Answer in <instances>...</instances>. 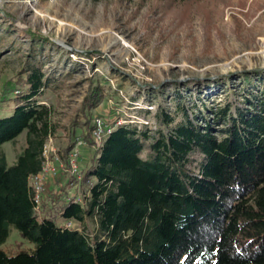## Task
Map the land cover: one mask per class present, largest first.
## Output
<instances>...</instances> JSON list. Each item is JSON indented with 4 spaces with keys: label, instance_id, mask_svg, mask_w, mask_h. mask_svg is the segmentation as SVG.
Returning a JSON list of instances; mask_svg holds the SVG:
<instances>
[{
    "label": "trees",
    "instance_id": "16d2710c",
    "mask_svg": "<svg viewBox=\"0 0 264 264\" xmlns=\"http://www.w3.org/2000/svg\"><path fill=\"white\" fill-rule=\"evenodd\" d=\"M15 84L18 95L2 94L15 108L0 118V245L14 228L33 247L0 251V264H264V78L247 75L236 102L184 112L175 126L164 110L157 129L117 125L77 180L69 172L76 130L96 144L86 112L105 95L92 84L57 153L68 181L46 185L39 206L30 179L56 129L38 98L64 83L35 63ZM23 133L10 164L3 145Z\"/></svg>",
    "mask_w": 264,
    "mask_h": 264
},
{
    "label": "rangeland",
    "instance_id": "374dc122",
    "mask_svg": "<svg viewBox=\"0 0 264 264\" xmlns=\"http://www.w3.org/2000/svg\"><path fill=\"white\" fill-rule=\"evenodd\" d=\"M35 63L64 83L38 101L51 110L56 129L48 156L57 175L46 185L59 178L65 185L70 174L55 159L70 143L72 120L92 84L105 94L86 112L93 130L98 118L112 130L121 123L157 129L163 110L175 126L184 112L194 117L205 105L236 102L247 75L264 78V0H0V118L15 108L3 92L18 95L15 83ZM93 130L94 145L84 139V128L76 130L86 142L81 171L108 137L97 143ZM25 139L23 133L3 145L10 164ZM32 247L11 228L0 251L14 256Z\"/></svg>",
    "mask_w": 264,
    "mask_h": 264
},
{
    "label": "built area",
    "instance_id": "2783aa9c",
    "mask_svg": "<svg viewBox=\"0 0 264 264\" xmlns=\"http://www.w3.org/2000/svg\"><path fill=\"white\" fill-rule=\"evenodd\" d=\"M112 128L110 129L109 126H107V123L103 119H96L94 122V130H93V137L95 141H99L105 136H108L112 133ZM51 140V139H49ZM86 145V142L82 139H77V142L75 144V147L71 150L69 154V172L77 179L80 180L81 178V168L79 165V157L81 156L80 152L81 149ZM49 144L45 145L44 148V156H45V163L42 171L38 173L37 175H34L31 177L30 182L34 189V200L35 203L39 206L41 204V201L44 197L45 192V186L47 184L48 178H54L57 175V171L53 167L52 163L49 162ZM55 159V158H54ZM58 161V158L55 159ZM70 226V225H69Z\"/></svg>",
    "mask_w": 264,
    "mask_h": 264
},
{
    "label": "bare ground",
    "instance_id": "6f19581e",
    "mask_svg": "<svg viewBox=\"0 0 264 264\" xmlns=\"http://www.w3.org/2000/svg\"><path fill=\"white\" fill-rule=\"evenodd\" d=\"M125 45H126V43H125ZM122 125V124H121ZM142 128V127H141ZM147 129V128H146ZM154 129V128H153Z\"/></svg>",
    "mask_w": 264,
    "mask_h": 264
}]
</instances>
